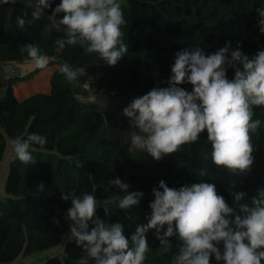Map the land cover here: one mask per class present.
Returning a JSON list of instances; mask_svg holds the SVG:
<instances>
[{
	"label": "trees",
	"instance_id": "obj_1",
	"mask_svg": "<svg viewBox=\"0 0 264 264\" xmlns=\"http://www.w3.org/2000/svg\"><path fill=\"white\" fill-rule=\"evenodd\" d=\"M60 2L55 0L52 8ZM118 2L127 21L122 31L128 53L115 66L107 65L98 54L85 53L79 46L56 51L55 41L64 36V26L57 22L63 13L54 18L50 9L40 20L32 21V10L25 7L24 0L0 2L1 68L31 63L24 46L35 43L54 59L51 65L60 67L67 62L86 70L78 82L69 83L58 68L50 79V93H37L22 101L15 97L13 86L28 81L40 69L0 82L8 88L0 101L5 112L3 120L0 118V169L4 140L12 144L14 139H24L31 133L47 138L43 147L30 148L35 165L25 166L17 157L8 165L0 195V264H15L63 244L69 233L65 215L72 205L61 199L62 192L75 190L77 195H94L100 206L97 216L107 223H122L130 238L138 224L147 223L149 205L155 199L153 189L161 180L177 189L185 184L213 183L237 210L233 193H246L244 202H250L259 189H264V106L254 107V119L262 123L259 135H253L251 171L245 176H233L213 164L206 130L198 142L156 161L132 144V136L142 133L123 109L95 110L92 102L78 97L93 94L131 102L154 87H167L176 53L185 48L200 46L211 54L230 42V51L239 43L249 57L264 51V33L256 11L264 8V0ZM18 15L26 20L24 29L17 25ZM227 75L233 79L234 70L229 69ZM89 76L94 78L87 91L82 84ZM183 87L192 90L190 84ZM77 163L84 167H77ZM201 169H207L208 175L200 176ZM115 178L127 183L129 191L144 193L140 204L130 211L118 207V197L123 195L120 190L114 186L111 191L105 190L109 180ZM40 184L44 187L40 188ZM93 226L90 224V228ZM147 240L150 251L145 264H173L172 256L179 244L176 237L170 238L171 252L160 248L155 230L147 233ZM218 247L222 252L223 244ZM83 255L82 248L67 239L63 254L48 257L42 264H77ZM89 264L94 261L89 260ZM210 264H217L214 256Z\"/></svg>",
	"mask_w": 264,
	"mask_h": 264
},
{
	"label": "clouds",
	"instance_id": "obj_2",
	"mask_svg": "<svg viewBox=\"0 0 264 264\" xmlns=\"http://www.w3.org/2000/svg\"><path fill=\"white\" fill-rule=\"evenodd\" d=\"M24 0L30 8L32 21L40 20L47 10L64 26V36L55 41L56 51L81 47L87 54H98L109 66H115L128 53L122 27L127 25L118 0ZM260 31L264 33V8L256 10ZM19 28L26 20L16 17ZM31 21H29L30 23ZM35 69H47L50 57L35 43L24 46ZM231 43L207 54L200 46L178 51L171 66L167 87H154L134 98L123 114L134 121L139 132L132 144L146 151L156 161L179 152L186 144L198 142L207 131L211 159L217 169H226L233 176H245L254 163L253 135H259L261 120L254 119V107L264 106V51L249 57L238 43ZM234 78H228V70ZM85 68L64 63L59 72L69 83L78 82ZM192 85L186 90L183 85ZM47 138L31 133L12 141L17 158L25 165H35L31 146L43 147ZM77 167L84 165L77 163ZM200 176H207L201 169ZM123 195L118 207L130 211L140 204L144 193L129 191L120 178L110 179L112 187ZM40 188L44 185L40 184ZM162 189V190H161ZM151 214L146 224H138L130 238L120 222L107 223L97 216L100 207L89 193L77 195L75 190L62 192L61 199L71 201L65 219L69 221L67 239L81 247L84 255L77 264H145L150 251L147 233L155 230L160 248L171 252L170 238L179 241L173 264H262L264 262V189H259L250 202L246 193L235 192L237 208L230 206L213 183L198 182L171 188L165 181L153 189ZM234 217V219L232 218ZM90 224L94 225L90 228ZM223 244L221 252L220 244Z\"/></svg>",
	"mask_w": 264,
	"mask_h": 264
},
{
	"label": "rangeland",
	"instance_id": "obj_3",
	"mask_svg": "<svg viewBox=\"0 0 264 264\" xmlns=\"http://www.w3.org/2000/svg\"><path fill=\"white\" fill-rule=\"evenodd\" d=\"M51 68H52V65L48 66L47 69L40 70L39 73L45 76V74L51 71ZM30 70L28 71L29 73L32 71ZM39 73L32 75L28 81L30 82L34 81L37 78L36 76L39 75ZM6 78H8V75ZM0 98H1V91H0ZM129 103L130 101L122 100L119 98H109V97H104V96H97L95 101L92 102V107L95 110H99V111H102L105 109L115 110V109H124L125 107L128 106ZM0 118L1 120H3L4 118V111L2 110L1 107H0ZM3 148H4V156L1 162V169H0V195H2V184H3L4 177L6 175L8 165L10 161H12L13 159L17 157L14 152L13 145L10 144L8 141L4 140ZM66 242H67V239L58 248L45 251L41 254L22 258L19 261H17L15 264H42L48 257L59 256V255L61 256L63 254V250H64V246Z\"/></svg>",
	"mask_w": 264,
	"mask_h": 264
},
{
	"label": "crops",
	"instance_id": "obj_4",
	"mask_svg": "<svg viewBox=\"0 0 264 264\" xmlns=\"http://www.w3.org/2000/svg\"><path fill=\"white\" fill-rule=\"evenodd\" d=\"M31 64L32 63H27V64H24L22 66H25L26 69H31L32 71H34L35 68H34V66H31ZM58 68H59L58 66L52 65L51 71L48 72L47 74H45V76L43 74L39 73V75L36 76L37 78L32 82H30V81L22 82V83H19V84L13 86V93H14L15 97L19 101H22V100H24V99H26L32 95H35L37 93H45V94L50 93V90H51L50 79H51L53 72ZM6 77H7V73L5 71V67H2V68L0 67V82L2 79L6 78ZM8 77H10V76H8ZM0 91H1V99H0V101H1L7 95L8 88L3 86L0 83Z\"/></svg>",
	"mask_w": 264,
	"mask_h": 264
},
{
	"label": "built area",
	"instance_id": "obj_5",
	"mask_svg": "<svg viewBox=\"0 0 264 264\" xmlns=\"http://www.w3.org/2000/svg\"><path fill=\"white\" fill-rule=\"evenodd\" d=\"M14 65H16V64H10V65H8V66L5 68V71H6V73H7L8 76L11 75V73H12V67H13ZM22 65H23V64H22ZM50 65H51V63H49L48 66H50ZM93 78H94V77L89 76V77L84 81V83L82 84V87H83L85 90H87V91H90V90H91V82H92V79H93ZM78 97H79V99H81L82 101H89V102H93V101H95V99H96V96H94L93 94H90V95L87 96V97H84V96H78Z\"/></svg>",
	"mask_w": 264,
	"mask_h": 264
},
{
	"label": "water",
	"instance_id": "obj_6",
	"mask_svg": "<svg viewBox=\"0 0 264 264\" xmlns=\"http://www.w3.org/2000/svg\"><path fill=\"white\" fill-rule=\"evenodd\" d=\"M54 62V59H50V63L52 64ZM27 74V70L25 66L22 65H14L12 67V73L10 75L11 78H21L26 76Z\"/></svg>",
	"mask_w": 264,
	"mask_h": 264
},
{
	"label": "bare ground",
	"instance_id": "obj_7",
	"mask_svg": "<svg viewBox=\"0 0 264 264\" xmlns=\"http://www.w3.org/2000/svg\"><path fill=\"white\" fill-rule=\"evenodd\" d=\"M31 66H33L32 64H31ZM27 70V72L30 70V69H26Z\"/></svg>",
	"mask_w": 264,
	"mask_h": 264
}]
</instances>
